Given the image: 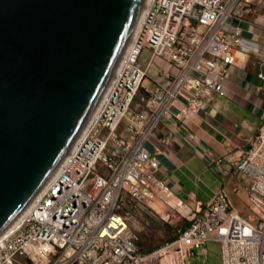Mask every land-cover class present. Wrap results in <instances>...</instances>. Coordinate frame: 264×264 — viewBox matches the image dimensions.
Listing matches in <instances>:
<instances>
[{
	"label": "built area",
	"instance_id": "obj_1",
	"mask_svg": "<svg viewBox=\"0 0 264 264\" xmlns=\"http://www.w3.org/2000/svg\"><path fill=\"white\" fill-rule=\"evenodd\" d=\"M257 7L264 8V0H148L116 81L57 172L0 236V264H153L168 257L187 264L211 241L221 244L222 264H264V127L238 167L249 181L250 217L226 190L190 212L183 201L171 204V190L156 177L158 161L144 146L163 119L187 123L225 96L230 68L239 51L250 48L242 29L232 30L229 22ZM160 63L169 67V85L146 91L144 109L134 111ZM157 199L181 215L188 212L191 225L173 243L146 254L130 208L146 205L157 212L150 205Z\"/></svg>",
	"mask_w": 264,
	"mask_h": 264
},
{
	"label": "water",
	"instance_id": "obj_2",
	"mask_svg": "<svg viewBox=\"0 0 264 264\" xmlns=\"http://www.w3.org/2000/svg\"><path fill=\"white\" fill-rule=\"evenodd\" d=\"M145 0H0V236L103 98Z\"/></svg>",
	"mask_w": 264,
	"mask_h": 264
},
{
	"label": "crops",
	"instance_id": "obj_3",
	"mask_svg": "<svg viewBox=\"0 0 264 264\" xmlns=\"http://www.w3.org/2000/svg\"><path fill=\"white\" fill-rule=\"evenodd\" d=\"M229 24L232 30L242 29L250 48L240 50L238 62L230 68L225 96L206 104L187 123L163 119L156 132L145 138L144 146L158 161L156 177L171 190L173 200L183 201L189 212L200 203H211L226 190L244 216L249 181L238 167L264 127V80L260 79L261 74L264 76V8L257 7L242 21L234 19ZM167 71L168 65L160 63L149 73L151 87L144 88L143 84L134 111L144 109L141 98L146 91L169 85ZM217 244L209 242L187 264H207L216 254L218 264H222L221 245L217 251Z\"/></svg>",
	"mask_w": 264,
	"mask_h": 264
},
{
	"label": "rangeland",
	"instance_id": "obj_4",
	"mask_svg": "<svg viewBox=\"0 0 264 264\" xmlns=\"http://www.w3.org/2000/svg\"><path fill=\"white\" fill-rule=\"evenodd\" d=\"M148 57L149 53L145 52L142 57L143 63L147 61ZM150 87V80L147 79L144 82V88ZM160 201L161 200L157 199L150 203V205L154 207L157 212L153 211L146 205H142L139 207L132 206L130 208V224L140 234L142 240V248L146 253L149 254L154 253L160 250L159 248H163L165 246V242H167L164 237L165 225H176L186 217L188 219V212L182 211L183 214L181 215L177 209L170 208L169 206L162 204ZM170 202L173 205L176 204L175 200H172ZM151 210L155 214H152ZM243 214L245 217H250L252 215L248 207H245ZM168 215H171V218L169 220ZM161 217H163L164 220ZM220 245V243L216 245V250ZM218 260V255L216 254L215 257H213L207 264H218ZM20 264H31V262L25 259H21ZM153 264H172V257L164 258L163 261H155V263Z\"/></svg>",
	"mask_w": 264,
	"mask_h": 264
},
{
	"label": "trees",
	"instance_id": "obj_5",
	"mask_svg": "<svg viewBox=\"0 0 264 264\" xmlns=\"http://www.w3.org/2000/svg\"><path fill=\"white\" fill-rule=\"evenodd\" d=\"M190 225H191V221L187 218L180 221L176 225H168V224L165 225L164 237H165V240H167V242H165V245L176 241L180 237L182 232L187 230L190 227ZM143 252L146 253L144 250ZM146 254H149V253H146Z\"/></svg>",
	"mask_w": 264,
	"mask_h": 264
},
{
	"label": "bare ground",
	"instance_id": "obj_6",
	"mask_svg": "<svg viewBox=\"0 0 264 264\" xmlns=\"http://www.w3.org/2000/svg\"><path fill=\"white\" fill-rule=\"evenodd\" d=\"M147 1H148V0H145V5H146ZM145 5H144V8H142V11H141V13H140V15H139V18H138V20H137V23H136V26H135V29H134L132 35H134V33L136 32V30H137V28H138V25H139V22H140L141 18L143 17L144 10H145ZM88 122H89V121H88ZM85 128H86V126H85ZM85 128H84V129H85ZM84 129H83V131H84ZM83 131L81 132V134L83 133ZM81 134H80V135H81ZM80 135H79V137H80ZM79 137H78V138H79ZM57 170H58V169H57ZM57 170H56V172H57ZM56 172H55V173H56ZM55 173H54V174H55ZM54 174H53V175H54ZM23 213H24V212H23ZM23 213H22V214H23ZM20 217H21V216H20ZM20 217H19V218H18V219H17V220H16V221L10 226V228L8 229L9 231L13 229L14 225L19 221Z\"/></svg>",
	"mask_w": 264,
	"mask_h": 264
}]
</instances>
